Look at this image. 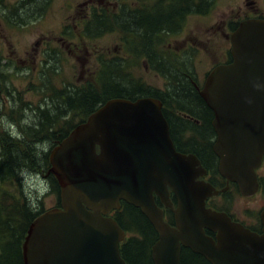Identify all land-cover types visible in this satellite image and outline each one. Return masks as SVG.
I'll use <instances>...</instances> for the list:
<instances>
[{
    "label": "water",
    "instance_id": "water-1",
    "mask_svg": "<svg viewBox=\"0 0 264 264\" xmlns=\"http://www.w3.org/2000/svg\"><path fill=\"white\" fill-rule=\"evenodd\" d=\"M231 43L232 62L213 69L198 89L214 113L219 173L251 197L264 157V20L243 22ZM49 158L61 207L30 223L23 264H127L120 252L125 231L107 216L121 201L139 208L157 231L154 264H181L182 248L210 264H264V210L258 234L206 207L219 191L197 181L206 171L195 155L176 150L157 99L108 100ZM168 186L178 202L175 227L155 202L156 194L171 206Z\"/></svg>",
    "mask_w": 264,
    "mask_h": 264
},
{
    "label": "rangeland",
    "instance_id": "rangeland-1",
    "mask_svg": "<svg viewBox=\"0 0 264 264\" xmlns=\"http://www.w3.org/2000/svg\"><path fill=\"white\" fill-rule=\"evenodd\" d=\"M87 1L0 0V136L17 140L18 151L25 154L17 175L0 191L7 206L29 203L34 212L58 207L60 198L52 175L45 177L56 146L51 127L64 133L80 121L84 114L63 103L77 97L76 92L91 85L101 94L106 80H99L102 61L125 67L126 71L114 74L111 81L124 87L134 83L153 91L173 88L170 72L165 76L151 66L142 38L115 25L113 16L120 12V0H111L105 12L97 10L108 22L104 31L94 35V23L86 35L90 25ZM92 1L105 4L110 0ZM125 1L129 10L143 12L153 6L159 11L160 0ZM162 1L166 9L174 0ZM234 14L235 0H207L205 9L185 16L177 32L156 37L153 49L171 70L189 72L203 83L212 66L225 60L230 41L220 31V21ZM43 115L52 119L50 125ZM217 206L240 218L258 216L264 207V194L247 198L234 190ZM20 223L10 225L19 228Z\"/></svg>",
    "mask_w": 264,
    "mask_h": 264
},
{
    "label": "trees",
    "instance_id": "trees-1",
    "mask_svg": "<svg viewBox=\"0 0 264 264\" xmlns=\"http://www.w3.org/2000/svg\"><path fill=\"white\" fill-rule=\"evenodd\" d=\"M194 2V0H174L170 6L164 9L162 8L163 1L160 0L159 11L157 12H155L157 9L152 6L149 11L145 8L141 13L134 12L129 19L124 18L123 15L113 16V20L118 29L128 32V30L133 28L134 34L139 36H137L139 40L142 38L144 54L149 59L151 66L162 72L165 76L170 72L171 80L174 79L175 83L179 82V84L175 86L176 90L175 88L172 90V98L176 104L181 108L186 107L193 111L202 109L196 98V92L187 82L183 81L184 83H182L179 74L172 71L170 66H167L166 63H163V60L158 58V56H160L159 51L153 49V43L155 38L161 34L177 32L179 23L185 19L188 13L200 12L202 11L201 7H203V5L206 6V2L203 0H200L203 4L196 5ZM94 23V35L102 33L104 28L108 26L105 17H101V15L98 14L95 15ZM89 30L91 31V26L87 27V35L89 34ZM125 71V67L120 66V63H107L102 61V70L99 74V80H103L104 77L106 80L102 87L101 94H99L97 90H94L93 86L89 85L85 90L76 92L75 95L77 97L68 98L67 101L63 100L66 108L68 106H73V109L80 110L84 114L76 125L85 122L101 104L106 103L110 99L123 98L136 100L139 97L151 96L152 94L154 95V93L158 94V91H153L142 84L131 83L127 87H124L120 83L111 82L114 74H122ZM44 117L43 115L46 124L50 125L52 119L49 118V116H47V118ZM75 126H71V130ZM51 129L54 145H56V142H61L71 131L68 130L64 133H60V131L54 129V125ZM30 135L32 136V134ZM17 142V140H10L6 136H0V191L6 181L17 175L19 162H21L20 158L25 156L22 151V153L18 151ZM36 154L37 153H35V155ZM52 178L53 184L56 186V192L59 195L60 188L58 182L54 176H52ZM123 210L125 212L124 218H121L122 216L119 214L115 218L119 225L129 235L121 247L122 257L128 264H153L151 251L152 246L158 240V233L149 221L142 216L139 209L127 205ZM32 211L29 203H25L18 207L7 206L5 205V201L2 202L0 197V264H23L22 243L27 234L29 225L37 216L44 212L42 210L38 212ZM10 217H13V219H10ZM19 222H21L19 228L10 225L11 223L15 224ZM135 233L138 234V236H136ZM181 264L210 263L204 257L191 254L188 250L183 249Z\"/></svg>",
    "mask_w": 264,
    "mask_h": 264
},
{
    "label": "flooded vegetation",
    "instance_id": "flooded-vegetation-1",
    "mask_svg": "<svg viewBox=\"0 0 264 264\" xmlns=\"http://www.w3.org/2000/svg\"><path fill=\"white\" fill-rule=\"evenodd\" d=\"M194 1L196 5L203 4L197 0H194ZM203 1L207 2V0L206 1L203 0ZM111 3L112 1L110 0V1H107V3L105 4H102V3L95 4V1L88 0L86 3L88 15H89L87 24L90 23L89 26L91 25L93 26L95 15L96 14L100 15L99 12L103 10L105 12V10L107 9V6H110ZM119 3H120L119 5L120 12H117L115 16L123 15L124 18L129 19L134 14V12H139L138 10L126 9L125 0H120ZM114 6L118 7V5H115V4ZM201 9H205V5H203ZM97 10H99V12H97ZM139 13H141V9ZM90 14L93 15L91 22H90ZM250 20H264V0H235V14L226 16L220 21V24H221L220 31L230 41V45L224 53L225 60L222 61L221 63H218L216 65L214 64L212 66L213 68L207 73L206 78L203 83H201L200 81L198 82L195 76L189 72L182 71L179 73L175 69L172 70V71H175L176 73H179V75L181 76L180 80L182 83H184L183 81H185L189 84L191 88L194 89V91L196 92V98L199 101V105L201 106L202 109L193 111L186 107L181 108L179 105L176 104V102L172 98L173 97L172 90L174 88L176 90L175 86L179 84V82L178 83L169 82L170 84L174 86L173 88H169V87L164 88L163 90H158V94L154 93V95L152 94L153 96L152 95L144 96V97H139L137 99L154 98V99L159 100L162 104V113L169 125L170 138L172 139L176 150L185 155H195L200 160L201 166L204 168L206 173L200 176L197 179V181L209 183L217 191H219L217 195H213L212 197L208 198V200L206 201L207 208L218 211V212H224L231 218L233 222H238L242 224L243 226H245L246 228L250 229L251 231L261 234L263 230V225L261 221V212L264 210V207L260 211L258 216L246 214V215H243V218H240V217H237L235 213L231 212L230 210L221 209L219 208V206H217V203L222 201V199L226 197L232 191L235 190L240 195L241 193L236 183L228 182L227 179L224 178L219 173V170H218L219 158L214 151V145L217 140V135L212 125V121L214 119V113L207 106V104L202 99L199 93V89H202V87L204 86L206 82L208 75L211 73L213 69H215L217 66L229 64L232 62L231 35L234 31H236L240 27V25L243 22L250 21ZM131 30H133V28H131ZM130 33L134 34V30ZM158 58L160 59V56H158ZM198 97L200 100L198 99ZM128 100H131V99H128ZM132 101H135V100H132ZM256 174H257V178L259 182V191L254 196L261 194V193L264 194V157H263L261 165L256 169ZM50 175L52 174L46 173L45 177L47 176L49 177ZM167 191H168L169 202L171 203V206H166L162 202L161 197L156 194H155V202L157 206L163 211L165 222H167L171 226H175L174 210L176 209L178 202H177L176 195L174 191L172 190V188L168 186ZM254 196L248 197V198H253ZM127 205L132 206L126 203L125 201H121L120 208L111 210L108 216L115 219L119 214L122 216L121 218H124L125 212L123 209ZM141 214L142 216H144L142 212ZM144 218L146 217L144 216ZM146 220L148 219L146 218ZM206 234L211 236L214 240H216V235H217L216 232H210L207 230ZM184 249L188 250L189 253L191 254H196L189 248H184Z\"/></svg>",
    "mask_w": 264,
    "mask_h": 264
},
{
    "label": "clouds",
    "instance_id": "clouds-1",
    "mask_svg": "<svg viewBox=\"0 0 264 264\" xmlns=\"http://www.w3.org/2000/svg\"><path fill=\"white\" fill-rule=\"evenodd\" d=\"M36 147L39 149L40 148V145H37Z\"/></svg>",
    "mask_w": 264,
    "mask_h": 264
},
{
    "label": "bare ground",
    "instance_id": "bare-ground-1",
    "mask_svg": "<svg viewBox=\"0 0 264 264\" xmlns=\"http://www.w3.org/2000/svg\"><path fill=\"white\" fill-rule=\"evenodd\" d=\"M93 113H94V112H93ZM86 121H87V120H86ZM86 121H85V122H86ZM83 123H84V122H83Z\"/></svg>",
    "mask_w": 264,
    "mask_h": 264
}]
</instances>
